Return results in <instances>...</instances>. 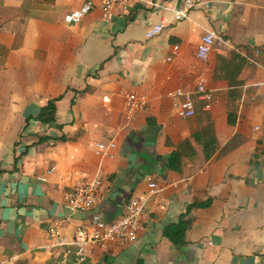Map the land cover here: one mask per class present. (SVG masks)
Returning <instances> with one entry per match:
<instances>
[{"label":"crops","instance_id":"obj_1","mask_svg":"<svg viewBox=\"0 0 264 264\" xmlns=\"http://www.w3.org/2000/svg\"><path fill=\"white\" fill-rule=\"evenodd\" d=\"M84 1L0 0V264H264V138L253 131L264 118V0H197L180 21L174 11L185 0H139L113 21L96 7L66 23ZM164 17L170 23L147 37ZM211 30L218 39L203 61L197 48ZM233 54L246 59L238 79L216 78L220 59ZM200 81L217 102L208 111L198 104L191 118L177 116L168 92L195 91ZM128 91L150 98L131 122ZM60 95L56 122L31 119L24 129L28 116ZM209 124L219 147L206 159L201 129ZM63 134L75 139L35 144ZM111 139L115 156L97 154V142ZM175 150L183 154L180 170L167 166ZM97 174L103 185L92 212L112 220L135 196L146 205V228L136 243L94 245L78 262L74 247L55 245L50 229L72 240L89 224L92 212L70 213L63 201ZM148 175L159 185L155 193ZM209 198L211 206L186 216L185 244L164 235L189 204Z\"/></svg>","mask_w":264,"mask_h":264},{"label":"built area","instance_id":"obj_2","mask_svg":"<svg viewBox=\"0 0 264 264\" xmlns=\"http://www.w3.org/2000/svg\"><path fill=\"white\" fill-rule=\"evenodd\" d=\"M136 1L139 0H85L78 8H75L65 15V22L76 24L100 7L104 20L113 21L120 15L130 13ZM197 0H185L182 8L174 11L175 21H180L188 17L189 12L196 6ZM170 23L168 17H164L160 22L154 23L147 30V37H154L160 34ZM218 39L215 30L206 32L197 48V56L203 61H207ZM259 51V50H258ZM257 51V52H258ZM177 116L181 118H191L197 114L198 104L203 109L211 110L217 102L215 90L206 81H200L195 91L179 87L168 92ZM108 98L105 97V100ZM125 118L128 122L134 120L139 114L146 112L150 105V98L147 94L137 91H128L124 94ZM253 131L258 136L264 138V118L255 123ZM96 153L101 156H115L118 142L115 139L100 141L96 144ZM54 168L48 170L52 174ZM42 181H47L46 177H41ZM148 187L152 193L159 190V185L151 175L146 176ZM103 178L101 174L85 180L66 192L64 196V206L70 213H91L97 206ZM148 214L146 205L135 196H130L124 203L122 212L112 220L105 218L99 212H92L89 224L80 225L76 228L72 240H69L59 228L50 229V236L57 246H73L78 262L85 261L90 255L92 246L97 245L105 250L112 245L129 246L136 243L144 229L146 228ZM70 249L66 251V255Z\"/></svg>","mask_w":264,"mask_h":264},{"label":"trees","instance_id":"obj_3","mask_svg":"<svg viewBox=\"0 0 264 264\" xmlns=\"http://www.w3.org/2000/svg\"><path fill=\"white\" fill-rule=\"evenodd\" d=\"M38 2L42 4H53L55 0H38ZM133 19V17H130ZM246 64V59L239 55L233 54L231 59L222 58L220 59V63L217 66L215 77H223L228 79L229 81H235L238 79L243 66ZM63 95L58 97L51 98L44 106L41 107L39 113L34 116L30 115L26 119V125L24 129H26L31 122V119H35L44 124H51L56 122L57 119V111H58V101L61 100ZM229 123L235 124L236 118H233L232 113L229 114ZM152 118H148V123L151 124ZM62 127V126H61ZM202 133V147L205 154L206 159H210L217 151L219 147L218 137L216 135L215 129L212 125H207L206 127L201 129ZM75 137H68L66 134L61 136H50V135H43L40 136L38 141L35 144H42L45 141L52 140L53 142H60V141H68L73 140ZM27 152L21 153L18 157L15 158V163H17L18 159ZM182 153L178 150L172 152L171 156L168 159L167 166L169 169L172 170H180L182 166ZM213 203V198H209L204 201H195L188 205L187 211L180 216L178 222H174L169 224L165 230L164 235L170 239L176 245L185 244L186 241V231L189 227V220L186 216L195 208H207L211 206ZM140 264V261L139 263Z\"/></svg>","mask_w":264,"mask_h":264},{"label":"rangeland","instance_id":"obj_4","mask_svg":"<svg viewBox=\"0 0 264 264\" xmlns=\"http://www.w3.org/2000/svg\"><path fill=\"white\" fill-rule=\"evenodd\" d=\"M2 99H3V98H0V102L2 101ZM0 104H1V103H0ZM3 113H6V110H3V109L0 108V114H3ZM21 138H22V136H20V142H22V139H21ZM20 142H19V143H20Z\"/></svg>","mask_w":264,"mask_h":264}]
</instances>
